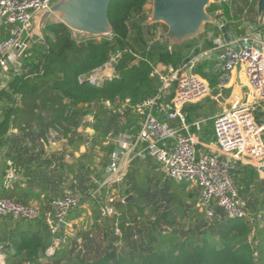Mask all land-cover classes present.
Returning <instances> with one entry per match:
<instances>
[{"label": "trees", "instance_id": "trees-1", "mask_svg": "<svg viewBox=\"0 0 264 264\" xmlns=\"http://www.w3.org/2000/svg\"><path fill=\"white\" fill-rule=\"evenodd\" d=\"M152 5L153 0H112L111 39L81 41L65 24H47L44 39L34 37L30 55L24 58L28 72L11 73L0 90V142L16 173L12 186L0 191L1 198L37 204L43 214L32 221L0 217L6 264H264V178L252 164L239 162L234 172L248 202L249 216L242 219L229 218L217 204L208 217L200 205V188L165 177L149 154L132 161L122 183L92 195L116 149L107 141L108 134L137 135L139 129L141 116L130 107L119 110L121 105L127 99L134 105L155 96L161 84L151 71L183 62L191 49L190 43L171 45L160 38L158 33H165L167 26L149 21ZM209 7V12L216 11V5ZM225 8L230 20L226 28L233 27L238 35L244 32L236 28L243 18L257 20L256 0H236ZM212 30L221 33L218 25ZM6 34L0 27V37ZM118 54L113 77L93 82L86 76ZM216 65L205 60L196 66L194 72L208 80L212 92L187 103L183 118L169 121L171 125L180 127L222 109L230 92L218 96ZM263 111L262 107L253 111L261 123ZM89 114L94 115L93 123L87 121ZM61 139L63 149L49 152L48 145ZM108 191L117 197L109 201ZM66 192L82 198L67 216L73 234L66 232L60 248L47 255L54 235L45 214ZM129 195L133 200L127 202ZM107 202L118 216L100 223L101 207Z\"/></svg>", "mask_w": 264, "mask_h": 264}, {"label": "built area", "instance_id": "built-area-1", "mask_svg": "<svg viewBox=\"0 0 264 264\" xmlns=\"http://www.w3.org/2000/svg\"><path fill=\"white\" fill-rule=\"evenodd\" d=\"M54 2L0 0V27L7 32L4 37H0V90L7 85L11 73L28 72L23 63L35 41L31 33L32 22L37 15L50 11ZM245 20L243 18L236 27L243 33L238 35L233 27L228 29L233 33V41H227L222 31L216 34L212 30L209 39L212 45L208 48L193 50L177 65L155 67L150 75L160 81L157 94L134 105L127 99L121 105L119 110L130 107L141 116L139 129L137 135L129 132L116 136L114 133L108 134L107 141L115 143L116 149L110 155L107 173L92 193L93 196L100 195L103 187L109 190L122 183L132 161L137 156L149 154L159 162L165 177L200 188V205L208 217L214 215L216 204L226 211L229 218L249 216L247 199L236 185L234 172L239 162L264 166V122L261 123L253 114L255 109L264 104V25L259 24L258 16L255 22ZM232 42L238 45V51L232 47ZM212 53H216L218 59L215 70L219 75L217 87H228L233 72L239 71V92L231 93L230 106L218 114L214 121L218 147L216 153L200 150L199 142L192 133H185L182 130L184 128L174 127L169 122L183 118V107L187 103L198 102L211 94L208 80L194 72V69L209 59ZM118 58L119 54L86 76L93 82H100L103 77H113L117 72L115 65ZM106 104L111 107L110 101ZM87 121L93 123L94 115L89 114ZM107 195L109 201L113 200L111 192L108 191ZM81 199L77 194L66 192L54 200V210L45 214L49 231L54 235L47 255L55 253L65 241V229L70 226L67 216L80 204ZM2 216L32 221L41 219L43 214L34 204L0 197ZM116 216L118 213L107 202L101 207L99 222ZM115 231L121 234L117 222ZM2 249L0 244V254Z\"/></svg>", "mask_w": 264, "mask_h": 264}, {"label": "water", "instance_id": "water-1", "mask_svg": "<svg viewBox=\"0 0 264 264\" xmlns=\"http://www.w3.org/2000/svg\"><path fill=\"white\" fill-rule=\"evenodd\" d=\"M223 0H153L151 23H163L167 31L160 35L168 44L178 45L194 39L206 30L207 24L218 25L227 41H233V33L219 20H215L207 11L211 3H220ZM112 0H58L50 11L43 13L40 28L47 18L56 17L53 23H62L68 26L77 40H86L92 37H103L112 33L109 20V8ZM257 16L260 25H264V0H256ZM232 47L238 51L239 47L232 42ZM264 171V166L260 167ZM133 200V195L126 198Z\"/></svg>", "mask_w": 264, "mask_h": 264}, {"label": "crops", "instance_id": "crops-1", "mask_svg": "<svg viewBox=\"0 0 264 264\" xmlns=\"http://www.w3.org/2000/svg\"><path fill=\"white\" fill-rule=\"evenodd\" d=\"M56 1H58V0H55V2ZM43 13L37 15L34 18L35 24L37 23L36 26H38L39 30L41 31V33L33 32V36L36 39H39L38 41H41L42 39H44L42 36L44 35L45 26L47 24L53 23V21L51 19L56 17V15L52 14L51 15L52 18H47L44 22L43 31H42L40 28V22H41ZM33 28H34V24H33ZM210 36H211V32H210ZM207 42H210V41L208 40ZM207 42L205 45H201L198 47L195 46V47L191 48L190 53L193 50L196 51L197 49L203 50V49L208 48ZM207 60H214V61H216V63H218L217 54L212 53L211 57ZM216 68H217V65L215 66L213 72L216 75H218L215 72ZM0 80H1V75H0ZM7 83H8V81H6V84ZM238 83H239V71L235 70L232 74V79H231L228 87L219 88V87H217L218 84L216 85V89L219 90L218 96L223 95L225 90H229V92H230L228 94V96L224 97V101L221 103L222 109L219 112L208 115V116H204V117H202L196 121L186 122V123L182 124L180 127H177V128H184L182 130L185 133H187V132L192 133L197 138V140L199 142L198 148L200 150L205 151V152H214V153L218 152V147H217V143H216V139H215L214 121H215V118L218 114H220L223 110H225L226 108H228L230 106L229 100H230L231 93L233 94L234 92L235 93L239 92ZM240 93H241L240 95L243 94L241 91H240ZM0 104L2 107L3 102H1ZM261 107H262V109H264V104ZM211 121H213V122H211ZM12 130H13V132H17V129H11V131ZM91 131H92V128L89 127L88 132H91ZM62 142H63L62 139L57 140L55 142H52V144L48 145V151L49 152L61 151L63 149ZM6 148H7L6 145L1 144V142H0V191L3 190V188L11 187L12 183H13V179L16 177V173H15L14 169L11 166H9L10 162L7 161ZM84 150H85V148H82V151H84ZM143 157H145V155H143ZM254 166L259 168L260 175L262 178H264V171L260 170V167L257 164H254ZM237 168H238V164H237ZM106 173H107V169H106V172L104 174V177H105ZM9 174H12L11 177L9 176ZM109 192H111L113 199H115L117 197V193L115 191L114 192L109 191ZM0 197H1V195H0ZM88 210H89V213H91V211H90L91 208H88ZM68 224L70 226H68L65 229V231L68 232L69 234L70 233L73 234V230H72L73 226L71 223H68ZM6 257H7V252L4 249H2V253L0 254V264H6Z\"/></svg>", "mask_w": 264, "mask_h": 264}, {"label": "rangeland", "instance_id": "rangeland-1", "mask_svg": "<svg viewBox=\"0 0 264 264\" xmlns=\"http://www.w3.org/2000/svg\"><path fill=\"white\" fill-rule=\"evenodd\" d=\"M235 1L236 0H223L220 3H211L212 5H216V11L215 12H209L208 10L207 11L215 20H219L221 24L225 25L226 21H227V19H226L227 12L225 11V9H226L225 6H226V4H230V3L235 2ZM222 12L225 13V14H223ZM151 14H152V12H151ZM222 21H224V23H222ZM33 24H34V28H33ZM36 25H37V23L35 24V22L33 20V22H32V30H31L32 34H33V32L41 33V31L39 30L38 26H36ZM212 26H213V24H209V25L207 24L206 25V30H205V32L203 34H201L200 36H198V37H196L194 39L187 40V41L183 42L182 44L184 45V44L190 43L191 48H193L195 46L198 47V46H201V45H205L206 42L210 39L209 36H210V32L212 31ZM160 31H162V30L159 29L158 32H160ZM162 33H164V31L158 33V35L160 36ZM103 37H105L104 39H111L112 38V33L108 34L106 36H103ZM103 37H98V40H101ZM190 51H191V49L188 50V54L190 53ZM106 78L107 77H103L101 82H103ZM211 122H213V121H211ZM189 187L192 188L193 186H191L189 184Z\"/></svg>", "mask_w": 264, "mask_h": 264}]
</instances>
